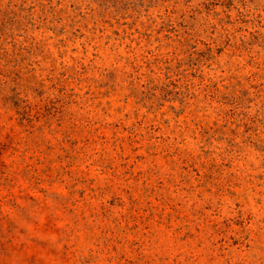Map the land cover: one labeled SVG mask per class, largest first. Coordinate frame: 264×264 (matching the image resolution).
Masks as SVG:
<instances>
[{
	"label": "rangeland",
	"instance_id": "obj_1",
	"mask_svg": "<svg viewBox=\"0 0 264 264\" xmlns=\"http://www.w3.org/2000/svg\"><path fill=\"white\" fill-rule=\"evenodd\" d=\"M0 264H264V0H0Z\"/></svg>",
	"mask_w": 264,
	"mask_h": 264
}]
</instances>
